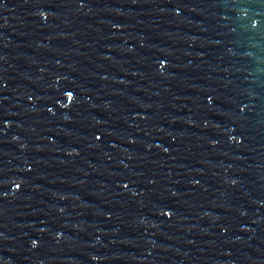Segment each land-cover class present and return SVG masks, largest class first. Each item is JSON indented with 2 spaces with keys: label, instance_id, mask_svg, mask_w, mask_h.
I'll return each instance as SVG.
<instances>
[{
  "label": "water",
  "instance_id": "1",
  "mask_svg": "<svg viewBox=\"0 0 264 264\" xmlns=\"http://www.w3.org/2000/svg\"><path fill=\"white\" fill-rule=\"evenodd\" d=\"M0 264H264V0H0Z\"/></svg>",
  "mask_w": 264,
  "mask_h": 264
}]
</instances>
